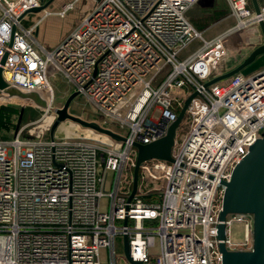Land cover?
<instances>
[{
  "label": "built area",
  "instance_id": "1",
  "mask_svg": "<svg viewBox=\"0 0 264 264\" xmlns=\"http://www.w3.org/2000/svg\"><path fill=\"white\" fill-rule=\"evenodd\" d=\"M197 1L97 0L46 48L34 35L38 20L23 24L41 1L0 0L2 78L59 107L50 77L60 74L66 96L83 94L98 114L90 120L122 137H50L55 114L45 108L0 138V264H127L116 235L142 264H220V199L264 132V68L208 82L261 42L264 4L255 12L249 0H226L232 22L205 38L185 17ZM72 5L44 11L64 15ZM189 97L171 161H142L130 197L134 144L164 136ZM233 221L242 241L230 238ZM223 223L228 249L251 248V215L227 214Z\"/></svg>",
  "mask_w": 264,
  "mask_h": 264
},
{
  "label": "water",
  "instance_id": "2",
  "mask_svg": "<svg viewBox=\"0 0 264 264\" xmlns=\"http://www.w3.org/2000/svg\"><path fill=\"white\" fill-rule=\"evenodd\" d=\"M40 1L41 4L38 7L30 8L27 12L45 9L52 2V0ZM249 2L253 10L259 12V0H249ZM258 28L261 34V42L251 48L239 63L231 67L225 73L213 78L208 83L227 78L241 71L258 55L264 54V22H259ZM4 57L5 55L3 56V59ZM76 95L77 92L71 91L65 97L61 106H48L42 91L22 90L16 86L8 84L2 78L0 68V103L26 101L42 109L48 108L55 114V119L50 126V137H53V132L60 121L69 119L82 126L107 134L116 139H122V137L109 129L99 126L94 121L86 120L68 113V105ZM191 97L186 100L176 119L168 126L164 136L148 144H134L137 149V156L133 167V181L130 197L136 190L138 167L142 161L150 158L171 161V148L174 143L176 129ZM232 213H245L251 215L252 245L248 250L228 249L224 243L225 224L223 223V220L227 214ZM218 220L217 247L221 254L220 264H264V132H262L261 136L248 146L247 151L240 161L233 166L230 180L226 183L220 199ZM122 238L123 253L126 257L127 264H142L140 261L132 260L128 256L127 238L126 236H123Z\"/></svg>",
  "mask_w": 264,
  "mask_h": 264
},
{
  "label": "rangeland",
  "instance_id": "3",
  "mask_svg": "<svg viewBox=\"0 0 264 264\" xmlns=\"http://www.w3.org/2000/svg\"><path fill=\"white\" fill-rule=\"evenodd\" d=\"M72 1L73 5L70 9L65 11L64 15H59L57 13L51 14L50 17L44 18L45 22V32L44 34H47L46 37L43 38L38 34L36 36L38 42L43 44L46 48H52L54 45H51L52 40L64 37L69 30L72 28V26L79 20V18L83 17L85 14H87L89 11H91L95 5L97 4V0H70ZM201 1V0H199ZM222 1V0H220ZM68 2V1H67ZM198 2L194 3L189 9L185 12V17L194 25L195 28L198 30L202 29L204 27V20H208L212 16L218 17L219 15L215 14L217 11H207L205 18L204 14H202L201 8L197 4ZM220 8V7H219ZM57 10L61 9V5L56 8ZM44 9L34 11V12H28L23 20V24L25 26L30 25L36 18L39 17V15L43 12ZM56 10V11H57ZM220 14L221 11H223V15H227L229 12L227 9V6L221 7V10H219ZM218 13V14H219ZM80 18V19H81ZM211 21V20H210ZM40 22V21H39ZM211 26L209 28H205L202 30H205L204 36L205 38L211 37L215 31V27H219V29L227 26L230 24V20L224 21L221 26L219 22L213 20L211 21ZM208 23V22H207ZM197 42H195L193 45H196ZM251 46H247L243 53H248L249 50H251ZM244 54L236 55L238 60H241ZM230 66V65H229ZM261 68H264V54L258 55L251 63L246 65L240 72L244 74H251ZM50 81L54 90V96H55V104L60 105L63 103L66 93L69 92L70 88L65 80V78L60 74H53L50 77ZM225 79L222 82H226ZM0 104H12L14 106H17L20 111V117L16 120L17 126H20L25 123L34 122L36 120H39L44 115V109L39 108L35 105H31L26 101H12V102H1ZM68 113L79 116L81 118H84L86 120L90 119H98L97 112L91 105V103L86 99V97L79 93L77 94L69 103L67 108ZM118 130L117 128H115ZM13 133V129L7 133V136L10 137ZM54 136L56 139L61 138H68V139H79V138H91L96 139L103 143L105 139V135L99 134L96 131H94L91 128L82 126L78 123H75L69 119H65L63 121H60L58 125L55 128ZM92 136V137H90ZM102 137V138H101ZM100 138L102 140H100ZM102 208L104 207V203H102ZM230 238L232 241H242V224L236 221H233L230 224ZM114 243V250L117 253H123V238L121 235H116L113 240ZM157 240L155 242V246L153 247L156 249L158 247ZM101 259H104V251L101 249Z\"/></svg>",
  "mask_w": 264,
  "mask_h": 264
},
{
  "label": "crops",
  "instance_id": "4",
  "mask_svg": "<svg viewBox=\"0 0 264 264\" xmlns=\"http://www.w3.org/2000/svg\"><path fill=\"white\" fill-rule=\"evenodd\" d=\"M67 1L69 2L70 0H52V2L45 8V10H49V11L56 12V10H57L56 8L59 7L60 5L62 7V5L64 3H66ZM197 2H198L197 4L199 5V7L201 8L202 14H204V18H205V15H206V12L207 11H214V10H216L217 12L215 14L219 15L218 17L212 16L208 20H204V27L202 29H205L206 27L209 28L211 26L210 24L212 23L211 21H213V20L219 22L220 23L219 26H221V24L224 21H226V20H230V22L232 21V18L231 17H228V13L229 12L227 13V15H223V13H224L223 11H221L222 14L219 13L220 12L219 10H221V7L224 8V6H227V9L229 11V5H228V3H227L226 0H222V1H220V0H201V1H197ZM259 3H260V5H263L264 4V0H259ZM57 11H59V10H57ZM51 14H53V13H51ZM51 14H45V11L43 10V12L39 15V17L36 18L33 21V22H35L36 20H38V25H37V28H36V30L34 32V35L35 36H37L38 34H40V36L42 38H43V35H44V37H46L47 34H44L45 27L46 26H45V22L43 20L46 17H50ZM80 18H79V20H80ZM79 20H77V22ZM202 29H200V30H202ZM221 29H219V27H215V31H214L213 34H215L216 32H218ZM203 31L205 32V30H203ZM62 38L63 37H60V38H57V39L52 40L51 45H54L55 46Z\"/></svg>",
  "mask_w": 264,
  "mask_h": 264
},
{
  "label": "trees",
  "instance_id": "5",
  "mask_svg": "<svg viewBox=\"0 0 264 264\" xmlns=\"http://www.w3.org/2000/svg\"><path fill=\"white\" fill-rule=\"evenodd\" d=\"M243 54L246 55L247 53ZM241 60L237 59L232 64H237ZM20 114L21 111L17 106L0 104V138H8L7 133L17 127L16 120L20 117Z\"/></svg>",
  "mask_w": 264,
  "mask_h": 264
}]
</instances>
